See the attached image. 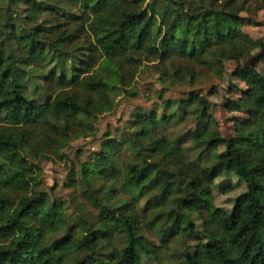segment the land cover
Masks as SVG:
<instances>
[{
  "label": "trees",
  "instance_id": "1",
  "mask_svg": "<svg viewBox=\"0 0 264 264\" xmlns=\"http://www.w3.org/2000/svg\"><path fill=\"white\" fill-rule=\"evenodd\" d=\"M143 1L0 0V264H66L78 249L88 263L149 264L142 254L153 257L157 249L144 235L147 228L157 229L163 246L197 228L181 264H264V74L253 63H240L254 47L264 51L263 40L242 30V12L264 8V0ZM153 58L163 82L189 84L222 72L224 60H236L232 74L244 88L233 86L239 94L224 106L248 117L236 123L234 134L221 135L208 129V99L193 94L182 103L197 104V124L171 138L161 129L170 114L158 116L155 108L132 113L131 161L118 162L127 141L108 137L92 161L80 164L77 181L99 214L96 220L79 216L68 226L61 203L49 202L38 186L41 168L30 150L58 147L83 126L80 118L109 109L117 84ZM50 62L55 66L47 69ZM28 80L35 90L46 88L44 101L30 94ZM187 135L200 147L196 164L180 145ZM228 172L246 185L229 210L213 202L211 190L213 180ZM94 176L127 196L101 200ZM143 197L145 203L157 197L154 206L167 208L141 213ZM100 236L109 247L102 260L93 255Z\"/></svg>",
  "mask_w": 264,
  "mask_h": 264
},
{
  "label": "rangeland",
  "instance_id": "2",
  "mask_svg": "<svg viewBox=\"0 0 264 264\" xmlns=\"http://www.w3.org/2000/svg\"><path fill=\"white\" fill-rule=\"evenodd\" d=\"M148 0H144L145 4ZM247 16L246 23L242 30L254 39L260 38L264 41V8H259L250 13L242 12ZM81 49H78L79 53ZM255 56L257 58H255ZM253 63L256 68L264 74V51L254 47L245 58L240 59V63ZM236 60L226 59L220 73L202 74L194 82L168 81L163 82L166 77L161 75V70L156 59L145 60L135 68L134 74L125 84H117L116 92H111L113 104L109 109H98L93 115L80 118L83 126L79 131L67 136L58 147L51 146L50 150L33 151L30 150V158L39 164L38 186L42 188L48 201H59L63 207L68 226L75 223L79 216L88 219H97L99 208L95 206L83 194V185L77 181L78 171L81 163H89L93 160L96 152L100 151L102 142L108 137H115L118 140L127 141L123 144V149L119 155L118 162L122 166L125 162L131 161L132 154V132L136 127L131 126L130 118L134 112H147L155 108L158 116L171 115L169 121L163 123L162 131L168 137H177L188 130L193 129L196 124L197 104L194 102L185 107L182 103L193 94H204L209 101V113L213 117L208 129H214L221 135L230 136L235 132L237 122L244 121L248 115L243 110H229L224 106L226 98H235L239 92L232 90L233 86L244 88V83L232 74ZM55 66L53 62L47 64L46 68ZM34 79L41 84L42 81L34 74ZM35 82L28 80L30 94H34L39 100L44 101L48 92L44 86L39 85L35 90ZM129 140V141H128ZM185 153V159L192 163H197L199 146H196L192 138L187 135L180 142ZM220 148H218L219 150ZM208 160L207 156L200 159L201 165ZM93 187L98 197L103 201H120L127 195L124 192L113 190L110 181H105L98 176H94ZM73 179V180H71ZM246 187L245 182L236 174L228 172L217 176L211 185L213 202L227 210L232 206L233 198ZM145 198H141L138 209L141 213L155 212L159 209H166L167 203L156 204L159 198H150L145 203ZM194 222H198L196 213H191ZM79 234L85 231L78 227ZM197 228L187 234L181 233L171 239L166 246L160 240L157 229H144V235L148 242L157 249L153 257H146L142 254V261L149 264H157L159 259H164L169 264H181L183 261L182 252L191 251L192 245L196 242ZM53 234L51 238L55 237ZM115 246H122L119 234L113 235ZM109 247L107 239L101 236L98 238L93 255L99 260L105 259ZM86 251L84 249L74 250L67 259L66 264H95L97 261L89 259L84 262ZM92 261V262H91Z\"/></svg>",
  "mask_w": 264,
  "mask_h": 264
}]
</instances>
